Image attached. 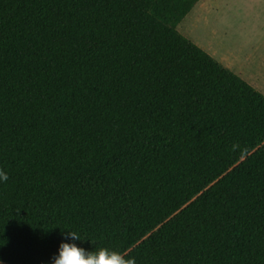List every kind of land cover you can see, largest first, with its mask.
<instances>
[{"label":"trees","instance_id":"obj_1","mask_svg":"<svg viewBox=\"0 0 264 264\" xmlns=\"http://www.w3.org/2000/svg\"><path fill=\"white\" fill-rule=\"evenodd\" d=\"M198 0H0V262L75 231L136 264H264V94L177 30Z\"/></svg>","mask_w":264,"mask_h":264},{"label":"rangeland","instance_id":"obj_2","mask_svg":"<svg viewBox=\"0 0 264 264\" xmlns=\"http://www.w3.org/2000/svg\"><path fill=\"white\" fill-rule=\"evenodd\" d=\"M177 30L222 64L240 61L264 41V0H199Z\"/></svg>","mask_w":264,"mask_h":264},{"label":"clouds","instance_id":"obj_3","mask_svg":"<svg viewBox=\"0 0 264 264\" xmlns=\"http://www.w3.org/2000/svg\"><path fill=\"white\" fill-rule=\"evenodd\" d=\"M8 179V172L0 167V183ZM61 236L62 239L50 264H136L135 257L128 256L114 248L100 246L86 249L79 246L77 241L81 239L75 231H63Z\"/></svg>","mask_w":264,"mask_h":264},{"label":"crops","instance_id":"obj_4","mask_svg":"<svg viewBox=\"0 0 264 264\" xmlns=\"http://www.w3.org/2000/svg\"><path fill=\"white\" fill-rule=\"evenodd\" d=\"M197 3L195 5H197ZM220 58L223 64L220 61L219 62L222 65L233 71L256 90L264 94V41L260 43L259 47H257L253 53L251 50L249 52H244L243 57H240V61L228 58L225 55ZM233 67L237 69L234 70Z\"/></svg>","mask_w":264,"mask_h":264}]
</instances>
